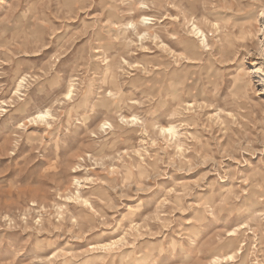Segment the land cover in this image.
I'll list each match as a JSON object with an SVG mask.
<instances>
[{"label":"rangeland","instance_id":"374dc122","mask_svg":"<svg viewBox=\"0 0 264 264\" xmlns=\"http://www.w3.org/2000/svg\"><path fill=\"white\" fill-rule=\"evenodd\" d=\"M0 264H264V0H0Z\"/></svg>","mask_w":264,"mask_h":264},{"label":"bare ground","instance_id":"6f19581e","mask_svg":"<svg viewBox=\"0 0 264 264\" xmlns=\"http://www.w3.org/2000/svg\"><path fill=\"white\" fill-rule=\"evenodd\" d=\"M148 21H152L150 18L148 17H145L143 16L141 18V20L138 21V23L135 25L134 27V31H136L137 33L139 32V28L140 27H143V26H146V25H149ZM130 26H134L132 24H130ZM142 29V28H141ZM192 31L195 35H199L200 37H202L203 39H205V35L197 28V27H193L192 28ZM145 33V32H144ZM138 35V34H137ZM141 35V34H140ZM144 35V34H143ZM20 87V85H19ZM71 89L69 90V92L66 94L67 97H70V94H71ZM51 117V114L49 113L48 110L46 111H42V112H38L36 114L35 117H33L31 120H29L30 122H45L47 123V118ZM163 132H167L169 133L170 135L174 134V128L172 126H170L169 128H166V129H162Z\"/></svg>","mask_w":264,"mask_h":264}]
</instances>
